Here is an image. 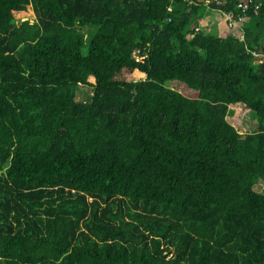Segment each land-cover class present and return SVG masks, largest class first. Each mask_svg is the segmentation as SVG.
<instances>
[{
    "label": "trees",
    "instance_id": "obj_1",
    "mask_svg": "<svg viewBox=\"0 0 264 264\" xmlns=\"http://www.w3.org/2000/svg\"><path fill=\"white\" fill-rule=\"evenodd\" d=\"M0 171V264H264V0H0Z\"/></svg>",
    "mask_w": 264,
    "mask_h": 264
},
{
    "label": "rangeland",
    "instance_id": "obj_2",
    "mask_svg": "<svg viewBox=\"0 0 264 264\" xmlns=\"http://www.w3.org/2000/svg\"><path fill=\"white\" fill-rule=\"evenodd\" d=\"M211 19L213 20L214 18L211 16ZM220 26L224 28L226 24L221 23ZM90 91L88 90L87 87L82 86L81 89H77V99L79 98L80 101H89L90 98ZM257 129L256 122L254 118L249 115H244L243 118L240 119L239 122V131L241 133H251L254 132ZM256 191L263 192L264 187L262 185H257L254 188Z\"/></svg>",
    "mask_w": 264,
    "mask_h": 264
},
{
    "label": "built area",
    "instance_id": "obj_3",
    "mask_svg": "<svg viewBox=\"0 0 264 264\" xmlns=\"http://www.w3.org/2000/svg\"><path fill=\"white\" fill-rule=\"evenodd\" d=\"M170 10V9H169Z\"/></svg>",
    "mask_w": 264,
    "mask_h": 264
},
{
    "label": "water",
    "instance_id": "obj_4",
    "mask_svg": "<svg viewBox=\"0 0 264 264\" xmlns=\"http://www.w3.org/2000/svg\"><path fill=\"white\" fill-rule=\"evenodd\" d=\"M1 172V171H0Z\"/></svg>",
    "mask_w": 264,
    "mask_h": 264
}]
</instances>
